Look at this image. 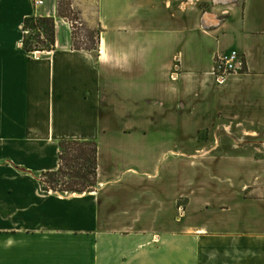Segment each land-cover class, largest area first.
Listing matches in <instances>:
<instances>
[{"label": "crops", "instance_id": "crops-1", "mask_svg": "<svg viewBox=\"0 0 264 264\" xmlns=\"http://www.w3.org/2000/svg\"><path fill=\"white\" fill-rule=\"evenodd\" d=\"M59 2L0 0V264H264V139L236 162L213 130L264 129V0H71L96 50ZM33 16L54 49L21 45ZM62 141L97 143L93 191H43Z\"/></svg>", "mask_w": 264, "mask_h": 264}, {"label": "trees", "instance_id": "trees-1", "mask_svg": "<svg viewBox=\"0 0 264 264\" xmlns=\"http://www.w3.org/2000/svg\"><path fill=\"white\" fill-rule=\"evenodd\" d=\"M62 1L59 2L58 13L67 18L73 29L74 47L81 49L76 43L75 22L77 14L70 9L71 3L62 10ZM73 17V18H72ZM24 31L31 30L30 36L23 38V48L27 52L50 51L55 47V20L50 17H28L23 24ZM43 37V38H42ZM30 38L32 41H30ZM96 50L95 48H85ZM73 151L76 154H71ZM81 162V163H80ZM68 168V169H66ZM74 168V169H73ZM97 143L94 141H62L59 143V168L56 171H47L40 174V184L43 191L60 193H85L93 191L97 185ZM69 172H66V171Z\"/></svg>", "mask_w": 264, "mask_h": 264}, {"label": "rangeland", "instance_id": "rangeland-1", "mask_svg": "<svg viewBox=\"0 0 264 264\" xmlns=\"http://www.w3.org/2000/svg\"><path fill=\"white\" fill-rule=\"evenodd\" d=\"M68 2L71 3V0L62 1V10H65L67 8L66 4ZM70 9H72V6L67 9L66 14L70 15L69 13ZM74 25H75L76 43H78V46L82 48H90V49L95 48L97 44V40H98V33H99L98 26L94 24L92 27H87L85 25H82L80 21H78V23H74ZM28 36H30V34ZM30 41H32L31 38H30ZM213 130H214V133H216L219 138V141L216 143V147L214 149V156L223 157L227 155H232V156H235L236 162H239V158L237 157L236 154H241L242 152L240 150H237L238 148H234L232 146L231 136L233 137V139L236 140L233 142V144L236 147L242 146L243 144L241 143L242 139L245 135H248V134L255 135L259 139H264V129H260L258 127H253V126H247V125L243 126L238 123H231V122L224 121V120H219L215 124ZM71 154H76V153L71 151ZM253 154L256 156L261 155L260 152L258 151H253ZM4 161L6 162V159ZM66 172H69V171L67 170ZM38 176L40 178V175ZM215 226L218 227L221 225H215Z\"/></svg>", "mask_w": 264, "mask_h": 264}, {"label": "built area", "instance_id": "built-area-1", "mask_svg": "<svg viewBox=\"0 0 264 264\" xmlns=\"http://www.w3.org/2000/svg\"><path fill=\"white\" fill-rule=\"evenodd\" d=\"M41 2L36 1V4ZM78 23V22H75ZM24 36L31 34V30L24 31ZM43 38V37H42ZM23 46V43L21 44ZM245 68V60L239 53L233 52L228 57L216 56L214 58V74L223 78L229 74L243 71Z\"/></svg>", "mask_w": 264, "mask_h": 264}]
</instances>
